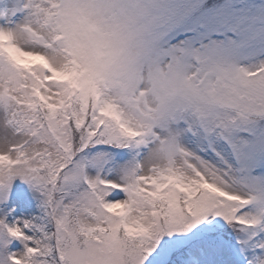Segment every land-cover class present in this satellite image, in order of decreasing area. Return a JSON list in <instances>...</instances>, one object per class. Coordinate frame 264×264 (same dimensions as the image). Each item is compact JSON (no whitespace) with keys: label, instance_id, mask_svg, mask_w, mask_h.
I'll return each mask as SVG.
<instances>
[{"label":"snow or ice","instance_id":"snow-or-ice-1","mask_svg":"<svg viewBox=\"0 0 264 264\" xmlns=\"http://www.w3.org/2000/svg\"><path fill=\"white\" fill-rule=\"evenodd\" d=\"M0 264H264V0H0Z\"/></svg>","mask_w":264,"mask_h":264}]
</instances>
